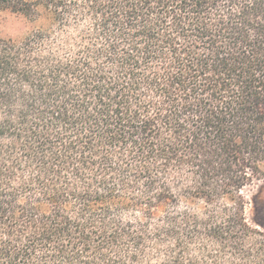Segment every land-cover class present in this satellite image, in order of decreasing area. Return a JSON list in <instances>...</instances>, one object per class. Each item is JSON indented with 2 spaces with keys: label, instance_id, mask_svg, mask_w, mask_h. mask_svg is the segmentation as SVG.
I'll return each mask as SVG.
<instances>
[{
  "label": "trees",
  "instance_id": "16d2710c",
  "mask_svg": "<svg viewBox=\"0 0 264 264\" xmlns=\"http://www.w3.org/2000/svg\"><path fill=\"white\" fill-rule=\"evenodd\" d=\"M0 264H264V0H0Z\"/></svg>",
  "mask_w": 264,
  "mask_h": 264
},
{
  "label": "rangeland",
  "instance_id": "374dc122",
  "mask_svg": "<svg viewBox=\"0 0 264 264\" xmlns=\"http://www.w3.org/2000/svg\"><path fill=\"white\" fill-rule=\"evenodd\" d=\"M43 27V19L33 21L23 15L0 13V38L23 42ZM247 204L245 216L252 227L264 230V179L254 181L243 190Z\"/></svg>",
  "mask_w": 264,
  "mask_h": 264
}]
</instances>
